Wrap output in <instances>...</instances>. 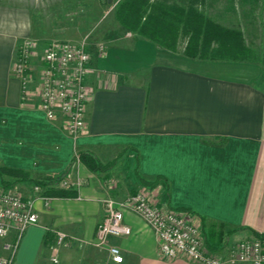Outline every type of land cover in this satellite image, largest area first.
Wrapping results in <instances>:
<instances>
[{"label": "crops", "instance_id": "0c3cea01", "mask_svg": "<svg viewBox=\"0 0 264 264\" xmlns=\"http://www.w3.org/2000/svg\"><path fill=\"white\" fill-rule=\"evenodd\" d=\"M119 1L0 0V168L26 173H2V180L25 197L37 196L36 185L51 197L48 205L35 201L39 222L23 233L12 264H200L162 256L155 231L130 209L124 221L131 234L109 239L123 262H112L107 247L95 245L103 200H122L141 187L159 205L197 214L205 240L215 239V249L208 248L217 253L264 234L262 66L161 47L123 28L115 10L96 33ZM211 4L203 8L225 9L222 1ZM85 36L87 130L73 138L61 115L49 119L36 100L22 99L14 66L26 38L45 46ZM80 152L94 161L77 160ZM60 177L74 194H50L62 188L55 184ZM56 230L71 238L67 245H55ZM15 239L14 232L0 239L1 255Z\"/></svg>", "mask_w": 264, "mask_h": 264}, {"label": "built area", "instance_id": "2783aa9c", "mask_svg": "<svg viewBox=\"0 0 264 264\" xmlns=\"http://www.w3.org/2000/svg\"><path fill=\"white\" fill-rule=\"evenodd\" d=\"M88 36L81 42L53 39L41 54L35 38H26L19 46L14 72L20 78L22 99L36 100L49 119L62 116L66 132L73 138L87 130V104L89 88L87 76L90 72V54L86 48ZM79 160V154L76 156ZM115 184V181H111ZM59 187H69L65 177L56 181ZM41 186H34L35 197L25 195L15 187L0 185V239L12 232L16 239L8 255L0 254V264H12L15 251L25 230L39 222L35 201L43 199L48 205L51 197L40 194ZM106 214L97 226L95 245L107 247L114 263L123 262L121 248L109 244L112 236L130 235L132 228L125 223V210L138 214L156 233L159 251L166 258L185 257L200 264H264V242L254 237L233 245L227 254L212 251L206 245L202 220L189 210H179L168 205H159L152 199L147 187L122 200L106 197L103 200ZM55 245L64 246L69 236L55 231ZM71 239V238H70ZM53 262L58 263L57 257Z\"/></svg>", "mask_w": 264, "mask_h": 264}, {"label": "trees", "instance_id": "16d2710c", "mask_svg": "<svg viewBox=\"0 0 264 264\" xmlns=\"http://www.w3.org/2000/svg\"><path fill=\"white\" fill-rule=\"evenodd\" d=\"M206 1L120 0L115 10V17L126 30L147 37L161 47L181 51V45L185 39L186 43L182 50L185 56L259 63L264 75V51L253 41L248 40L238 19L236 21L228 18L229 16L236 18L241 13L246 19V24L247 20L249 23L251 13L256 8L258 0H210L211 5L218 1L225 3V9L214 14L203 8ZM79 158L88 162L94 161L93 157L87 153L80 152ZM2 173L26 175L20 170L0 168V183L5 187H12V185L2 180ZM60 179L61 177L56 181ZM161 179L157 178V181ZM38 182L36 181V183ZM39 183L44 186L48 185L50 181ZM143 183L150 182L143 181ZM74 193L73 190H65L63 187L50 191V194L57 195H72ZM221 232V229L218 230L219 241L222 238ZM255 235L264 242V234L256 232ZM214 241L215 239H206V245L210 249H215Z\"/></svg>", "mask_w": 264, "mask_h": 264}, {"label": "rangeland", "instance_id": "374dc122", "mask_svg": "<svg viewBox=\"0 0 264 264\" xmlns=\"http://www.w3.org/2000/svg\"><path fill=\"white\" fill-rule=\"evenodd\" d=\"M209 1L210 0H207V2H209ZM237 6L239 7L238 1H237ZM209 7H211L210 8L211 10L210 11H207V12H210L212 14H214V13L217 12V9L214 8L213 6H209ZM115 8H117V7H115ZM114 10H116V9L110 10V12L107 15V17H105L104 22L101 23V24H99V26L95 30L96 33L98 32V30L100 29V26L102 24H108L110 22V19L113 18V12H114ZM239 10H240V8H239ZM221 11H223V10H221ZM228 18H230L232 20L238 19L241 22V24H242L241 26L245 30V33H246V36H247L248 40L249 41L250 40L253 41L257 46H259L264 51V0H258V3L256 5V8L251 13V17L249 19V23H248V20H247V24H246V19L241 15V13H240V16L238 14V17L236 16V18H233L231 16H229ZM184 43H186L185 39L183 40V43L181 45V51L184 48V45H185ZM43 49H44V45H39V47H38L39 54H41V52L43 51ZM0 185H2V184L0 183ZM15 188H17L19 191L22 192V190L19 189L18 186H16ZM103 258L104 257L101 256V259H103Z\"/></svg>", "mask_w": 264, "mask_h": 264}]
</instances>
